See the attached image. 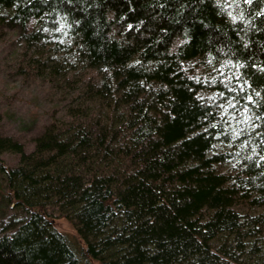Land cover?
Listing matches in <instances>:
<instances>
[{"label": "trees", "instance_id": "16d2710c", "mask_svg": "<svg viewBox=\"0 0 264 264\" xmlns=\"http://www.w3.org/2000/svg\"><path fill=\"white\" fill-rule=\"evenodd\" d=\"M0 25L38 65L55 37L96 73L32 151L0 136L27 214L0 231V264H264V0H0ZM206 89L246 124L221 119ZM231 163L238 175L219 171Z\"/></svg>", "mask_w": 264, "mask_h": 264}, {"label": "rangeland", "instance_id": "374dc122", "mask_svg": "<svg viewBox=\"0 0 264 264\" xmlns=\"http://www.w3.org/2000/svg\"><path fill=\"white\" fill-rule=\"evenodd\" d=\"M56 38L47 39L38 53L43 56L46 64L38 65V57L27 49L19 37V31L9 25H0V136L10 137L22 143L27 152L33 149V139L43 130L51 119L60 120L66 113V108L72 104L80 90L81 82L96 78V73L90 70H79L74 60L57 46ZM183 43L182 38L176 39L174 48ZM52 60V61H51ZM195 74L204 80L212 81L215 77L211 70L193 64ZM204 100L217 106L219 116L227 124L244 126L247 119L244 113H239L231 106L219 103V98L210 89L200 94ZM225 148V147H224ZM218 151L224 150L222 147ZM8 168L18 163L14 154L4 153L0 156ZM219 171L238 175L236 163L218 166ZM255 209L254 213L262 212ZM49 220L53 226L70 237L75 231L70 223L60 218L55 210H48ZM27 214L21 206L9 200L6 189V179L0 171V231L12 233L17 224L26 220ZM92 264H98L91 261Z\"/></svg>", "mask_w": 264, "mask_h": 264}]
</instances>
